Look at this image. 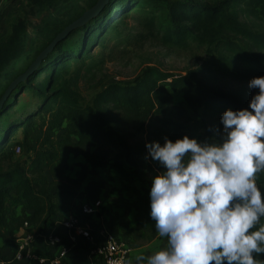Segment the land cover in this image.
<instances>
[{"label": "trees", "instance_id": "16d2710c", "mask_svg": "<svg viewBox=\"0 0 264 264\" xmlns=\"http://www.w3.org/2000/svg\"><path fill=\"white\" fill-rule=\"evenodd\" d=\"M76 1L28 0L11 17L8 32L0 38V81L26 54L28 22L52 16ZM97 1L88 0L86 9L68 24L55 27L53 22L50 25L55 30L46 25L40 31L42 50ZM153 3H162L168 9L170 29L165 38L177 45L187 41L205 45L208 65L203 63L187 75L147 68L128 85L87 84L90 94H85L80 84L89 80L87 76L96 67L92 48L98 46L116 20L123 22L137 8ZM236 8L238 15L232 13ZM241 14L247 21L239 20ZM250 18L264 23V0H109L95 17L57 43L33 74L17 84L0 109V260L30 264L28 260H15L14 237L20 231L36 237L31 247L36 256L50 259L58 253L59 245L49 247L38 235H47L56 222L65 220V200L81 195L84 174L80 170L72 178L70 172L71 155L78 147L87 149L82 157L91 169L111 167L118 173L123 190L134 200L139 223L145 233H151L154 222L148 216V193L141 191V183L136 185L135 172L151 186V177L161 168L150 157L145 159V143L162 144L165 137L174 141L188 135L190 123L210 120L219 126V116L225 109L247 108L250 90H257H224L215 75L238 84L264 75V31L248 29ZM156 20L153 15L139 20L142 32L136 41L148 37L144 26L152 27ZM40 75L44 77L39 79ZM17 76H12L9 84ZM24 92L30 93L34 102L31 106L23 104L12 116L13 99ZM174 93L181 94L182 100L173 106ZM97 201L101 203L98 212L84 216L81 207L93 206ZM108 207L103 196L86 200L80 203L75 216L80 224L88 222L94 231L104 227L116 237L106 226L90 223ZM60 233L61 245L70 246L66 231ZM150 239L148 235L146 240ZM76 241V248L67 254L63 264H87L76 251L85 250L87 256L89 248L80 237ZM136 256L129 255L131 264H135ZM259 258L264 259V254ZM91 260L96 263L95 258Z\"/></svg>", "mask_w": 264, "mask_h": 264}, {"label": "clouds", "instance_id": "9594fccd", "mask_svg": "<svg viewBox=\"0 0 264 264\" xmlns=\"http://www.w3.org/2000/svg\"><path fill=\"white\" fill-rule=\"evenodd\" d=\"M247 87L257 91L247 108L222 112L218 139L145 143V159L161 168L148 216L165 243L135 264H264V75Z\"/></svg>", "mask_w": 264, "mask_h": 264}, {"label": "rangeland", "instance_id": "374dc122", "mask_svg": "<svg viewBox=\"0 0 264 264\" xmlns=\"http://www.w3.org/2000/svg\"><path fill=\"white\" fill-rule=\"evenodd\" d=\"M27 1L28 0H0V38L8 32V21L12 16L18 14L19 10L27 4ZM87 2L88 0H77L69 8L58 11V13L52 16H42L41 18L31 19L28 22V46L26 54L3 74L2 80L0 81V95L3 94L10 84L30 67L42 51L39 42V39L42 37L40 31L46 28V25H49L48 27L50 30H55L56 26L68 24L77 13H81L86 9L85 7L89 3ZM139 11H141L140 14L135 16ZM133 13L134 15L130 17L126 15V17L122 19L123 22L116 20L112 23L113 26H111L108 32L102 36L98 46L92 48L91 55L93 56V61L96 62V67H92L91 74L87 76L89 80H84L80 84L81 89L84 90L85 94H90V91L86 89L87 84L91 86L95 83L102 82L101 85L103 86L111 84L128 85L137 76H142L147 68L166 73L187 75L192 73L193 70L203 63L204 65H208L206 60L207 49L205 45L198 46L194 43H189L188 41L186 44L177 45L165 38V34L170 29V16L168 9L162 7V3L145 4L141 8L134 10ZM232 13L238 15L240 11L236 8ZM146 15H153L157 20L152 27L144 26V31L147 32L148 37L145 40L136 41V36L142 32L139 20ZM239 20L247 21L245 14L239 15ZM248 21L249 23L247 27L251 31L259 28L261 31H264V23L252 18ZM250 22L255 23L252 24ZM51 23H53L55 27L51 26ZM12 76L17 77L9 84V79ZM43 77L44 75H40L38 78L42 79ZM215 77V81L221 84V88L224 90L241 92L248 89L247 84H238L233 79H225V77H219L218 74H216ZM7 84L9 85L7 86ZM5 86H7L6 89H4ZM250 91L249 99L255 92L254 90ZM13 100L14 107L10 112L12 116L15 115L13 112H19L20 106L23 104L28 103L27 105L30 104L29 106H31L34 102V97L30 93L24 92L17 95ZM181 100V94H173V106L177 105ZM221 127L220 123L219 126L212 125V121L210 120H205L203 123H198L197 125H192L190 123V131L187 134L190 138L195 137L198 141H210L212 139H218ZM84 151L87 150L82 149L81 153ZM76 156L79 158V154ZM135 173L137 177L136 185H139V182L141 185L147 186L148 189V185H150L149 182H146L148 180H146L141 174L138 175L139 173L137 171ZM263 174L264 173L257 174L256 178V184L262 195H264ZM103 198L106 199L108 206L111 208L112 202H117L119 197L105 194L103 195ZM120 202H124V200L121 198ZM129 216L130 213H128L127 210L126 213L122 215V218ZM115 229H119V227H114L112 231H115ZM132 232V230H125L118 234L119 238L123 240L126 239L125 242L130 243L129 249H132V252L134 250L143 255H148L164 247L165 241L157 236L155 229L153 230V233H145L140 224L139 227L135 229V232ZM148 235L151 236L150 240H146ZM153 240L155 242H153ZM159 240L161 241L159 242Z\"/></svg>", "mask_w": 264, "mask_h": 264}, {"label": "built area", "instance_id": "2783aa9c", "mask_svg": "<svg viewBox=\"0 0 264 264\" xmlns=\"http://www.w3.org/2000/svg\"><path fill=\"white\" fill-rule=\"evenodd\" d=\"M101 207L99 201L93 206L83 205L81 212L84 216L89 217L95 215ZM61 231H66V239L69 240L70 246L61 245ZM80 237L84 244L88 246L87 257L91 260L96 259L94 264H125L130 263L129 255L132 249L125 242H120L111 232L104 227H99L96 231L92 230V225L84 223L80 224V220L76 216L65 218L61 222H56L47 235L40 234L38 239L49 247L59 245L58 253L50 259H44L32 253L31 247L36 237L31 234H24L20 231L15 235L17 244L16 261L28 260L30 264H63L67 254L71 253L77 246L76 238ZM0 264H9V262L0 260Z\"/></svg>", "mask_w": 264, "mask_h": 264}, {"label": "crops", "instance_id": "0c3cea01", "mask_svg": "<svg viewBox=\"0 0 264 264\" xmlns=\"http://www.w3.org/2000/svg\"><path fill=\"white\" fill-rule=\"evenodd\" d=\"M82 149H86V148H82V147L76 148L73 151L71 155L72 157L70 160L71 177L74 178L76 176V173L79 172L80 170H82L84 174V181L82 183V192H81V195L76 198H70L68 200H65L64 212H63L64 217L75 216V214L78 213V208H79L80 203L83 201H86V200L93 201L95 199L101 198L105 194L110 195V196H115V197L118 196L119 198L117 202H112L111 208L110 207L106 208L103 214H101V216L99 215L98 217H96L95 221L93 220L90 223L91 224L97 223L100 226H106L111 231L113 230L114 227L115 228L119 227V229H115L114 231V234L116 235V237H118V234L121 233V231L132 230L133 232H135V229L138 228L140 225L139 223L140 216L135 209L134 200L127 196V194L123 190L121 183L118 181V173L115 170H113L111 167H106L104 169H91L85 163L82 157V153H81ZM77 154H79V158L76 156ZM148 187L150 188V185H148ZM141 191L148 193L149 189H147V186H144L143 188H141ZM109 192H112V193H109ZM121 198L124 200V202H120ZM127 210H128V213H130V216L126 218H122V215L125 214ZM97 224H94V225H97ZM153 230H152V233H153ZM152 239H153V236H152ZM119 240H121L120 242H122L123 239L119 238ZM125 240L126 239H124L123 242H125ZM160 241L161 240H159V242ZM153 242L155 241L153 240ZM5 253L6 252L4 251L3 254ZM133 253L136 255L141 254L134 250H133ZM76 254H78L79 259L80 258L83 259L87 264L95 263V261L90 260L86 256L85 250L79 249L78 251H76Z\"/></svg>", "mask_w": 264, "mask_h": 264}, {"label": "water", "instance_id": "95a60500", "mask_svg": "<svg viewBox=\"0 0 264 264\" xmlns=\"http://www.w3.org/2000/svg\"><path fill=\"white\" fill-rule=\"evenodd\" d=\"M108 1L109 0H98L97 3L91 9L85 11L81 17L70 23L66 28H64L60 33H58L53 39V41L44 50L40 52L34 62L30 65V67L14 82H12L10 86L6 89L0 100V109L4 101L8 98V96L17 86V84L23 82L28 76L33 74V72L42 62V60L52 51V49L57 45V43L64 40L70 32L83 26L89 19L95 17L107 5Z\"/></svg>", "mask_w": 264, "mask_h": 264}]
</instances>
